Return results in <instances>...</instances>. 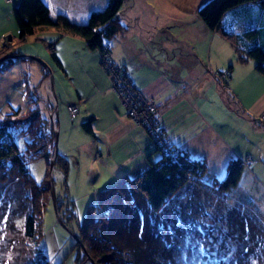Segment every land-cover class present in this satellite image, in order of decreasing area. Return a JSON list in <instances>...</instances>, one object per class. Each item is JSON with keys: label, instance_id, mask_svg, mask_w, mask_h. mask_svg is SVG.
I'll list each match as a JSON object with an SVG mask.
<instances>
[{"label": "rangeland", "instance_id": "rangeland-1", "mask_svg": "<svg viewBox=\"0 0 264 264\" xmlns=\"http://www.w3.org/2000/svg\"><path fill=\"white\" fill-rule=\"evenodd\" d=\"M16 1L0 0V61L9 58L14 53L24 55L16 57L14 64L0 73V109L9 91L13 87L22 86L28 103L26 108L29 106L39 107L43 114L52 121L49 110H52V107L54 110L56 107L50 79L52 74L54 88L57 90L55 93H57L59 101V118L63 120L66 117L70 122L71 115L67 108L70 103L65 101L63 96L67 93V97H69L70 91L72 98H76L75 85L77 83L75 80L79 77V71L75 59L78 57L73 53V46L82 47L80 41L82 39L75 37L76 35L71 32H64L62 28L53 26L40 27L34 33L21 38L11 13ZM45 1L50 6L51 17L56 18L59 13H66L73 22L77 23L86 22L90 11L101 10L108 2V0ZM205 1L207 0H124L118 13V17L124 24V29L110 41L104 43L108 45L110 42L112 50H118L120 55L124 52H131L132 61L139 62L138 66L136 62L132 63L133 67L129 64L131 70L138 71L148 68L155 71L154 66H157L168 72L173 71V69L167 68L169 64L174 63L177 71L181 66L185 76H181L178 78L179 81L174 82L180 83L181 86L176 88L175 94L167 98L168 103L183 96L192 84H198L199 81L204 82L209 75L218 81H214L218 85H211L207 88L206 93L198 99V107L202 116L205 117V123L207 121L209 123L201 124L200 132L205 135L213 134L220 143H223L222 154L216 156L211 154L206 158L207 170L202 176L203 180L215 183L218 179H222L226 174L227 162L231 157L241 156L243 160L248 157L249 162H244L245 169L241 178L227 190V199L223 200L219 195L208 192L204 188L197 190V188L187 185V189L183 194L181 193L182 196H178L176 201L168 202L167 208H164L160 213L165 222L167 220L174 223L177 220L178 225L173 232L176 233V236H182V250L179 249V251H184L185 257L188 256L190 259L189 255H198L202 245H206L207 253L202 254V261L205 260V257L210 260L211 256H216L214 260L209 261L210 263H206L216 264L219 260L226 262V257H238L235 252L238 249H244L246 243H249V247H253L254 243H261L259 223H264V123L262 121L258 123L257 118L260 120L264 113L257 116L254 110L251 112L246 110L250 104L242 100L241 94L244 95V99L250 93L252 96L259 95L264 89L262 79L264 77L256 70L254 59L238 63L239 60L232 42L225 38L219 30L213 31L206 25L198 13L199 7ZM241 10L240 8L225 15L223 26L236 35L238 45L243 47L244 43L241 37H244V30L249 27V24L244 20ZM51 40H54L55 50L59 54H63L65 61L63 69L70 75L73 73L75 77L71 84L70 82L62 83L63 81L60 80V66L51 55L49 46ZM190 47L198 56V59L193 56L190 61L191 67L194 69L184 67L185 63L180 59L176 60L174 56L175 51L180 53L181 50H184L186 52ZM116 64L123 68L122 72L128 78L124 79L123 84L118 82L121 79L118 81L110 79V88L118 94L126 112L128 113L127 101L129 99V96H126V86H132L139 90L141 95L154 99L156 108L154 113H150L156 115V119L159 117L158 115H161V119H163L162 105L157 103L153 95L136 85L126 66L119 62ZM229 64H233V69L226 80L230 86L225 81L224 74L220 72L221 70L228 72ZM141 65L146 67L139 68ZM89 69L90 74L86 73L81 78L86 83H91L89 76L93 75L92 64L89 65ZM44 72L49 74L46 79ZM247 81L254 85L253 88H247L245 85ZM55 82L57 83L55 84ZM221 88L231 98L228 99L225 96L226 101H224L223 95L219 93ZM218 97L222 98L224 107L219 104L216 99ZM235 102L239 107H234L236 106ZM47 105L51 107L49 110H47ZM4 115L0 114V119ZM130 118L137 122L133 117ZM162 126L164 135L173 143H171L170 149L167 148L164 151L174 152L175 150H172L174 141L171 136L166 134L163 123ZM193 126L195 125L193 124ZM65 129L66 127L62 130L61 139L58 129L60 134L58 151L60 153L64 150ZM72 135L74 143L66 153L69 160L67 176L56 163L51 169L45 158L35 159L29 163L31 172L38 181L44 180L46 174L49 173V178L52 177L54 182L56 204L50 190L45 197L41 225L42 235L39 241V246L48 255L50 264H94L90 256L86 257L84 247L81 241H78L80 223L86 215L89 205L97 203L98 191L115 183L118 179L114 176L113 171V176H111V171H105L103 166L96 165L94 160L99 161V155L91 156L82 145L75 148L76 141L79 143L83 139L80 129L73 131ZM19 141L24 146V139L21 138ZM214 143L218 144L217 141ZM211 150L212 147L209 151ZM15 187H17L16 184L12 183L9 190L6 188L5 192L0 188V205L5 199L11 198L8 194H13L11 190ZM97 214L99 215V211ZM194 215L196 216L194 217ZM242 217L245 218L243 223ZM20 219L21 217H14L9 211L7 214L1 212L0 264H26L36 258L37 250L34 241L23 234L24 226ZM189 222L193 224L189 226L191 231L195 230L196 233V237H192V241L194 240L192 248L186 245L190 236L184 234L185 230H190L187 225ZM13 223H17L19 226L16 224L13 226ZM246 230L247 233L244 234ZM211 246L218 248L219 254ZM188 248L193 253H188ZM224 253L228 254L224 255ZM196 258L199 260L198 256ZM177 263L186 264L183 259L179 258ZM250 263L264 264V253L258 257L253 255L250 258Z\"/></svg>", "mask_w": 264, "mask_h": 264}, {"label": "trees", "instance_id": "trees-1", "mask_svg": "<svg viewBox=\"0 0 264 264\" xmlns=\"http://www.w3.org/2000/svg\"><path fill=\"white\" fill-rule=\"evenodd\" d=\"M123 3L124 0H108L103 9L90 11L87 21L83 23L73 22L66 13H59L56 18L51 17L50 6L45 0H17L11 13L21 38L34 33L40 27L62 28L64 32L84 37L86 46L89 49H98L102 60L101 47L104 42L124 29V24L118 17ZM240 8L244 20L249 24L244 30V37H241L243 47L238 45L236 35L223 26L225 15ZM198 13L209 28L213 31L219 30L232 42L239 61L254 59L256 69L264 74V0H207L199 7ZM51 41L49 46L53 60L64 68L55 50L54 40ZM22 55L14 53L0 61V73ZM101 66L111 79L102 63ZM232 68L233 64H230L228 72L220 71L224 74L225 81ZM48 75L44 72L45 79ZM75 117L71 116L72 119ZM94 119L95 116L90 115L81 123L90 134H94ZM146 133L148 134L147 131ZM55 134L52 121L39 107L13 108L0 119V188L5 192L12 183L17 186L11 190L13 194H8L11 198L1 202L0 215L1 212L7 214L9 211L14 217H21L23 234L34 241L36 258L26 264H50L48 255L39 246L45 197L51 190L49 173L44 180L38 181L31 172L29 163L45 158L50 166ZM148 136L153 142L150 134ZM21 138L24 139V146L19 141ZM156 148L162 152L160 157L150 159L147 166L127 172L115 183L99 190L97 203L89 205L80 223L78 241L84 243L86 257L90 256L94 264H179L178 258L183 259L186 264H206L215 259L216 256H211L210 260L205 257L202 261V254L207 253L206 245L198 249V255H189L190 259L185 257L184 251H179L182 250V236H176L173 232L177 228V220L174 223L167 220L165 222L160 213L167 208L168 202L176 201L178 196H182L187 185L197 190L204 188L223 200L227 199V190L238 182L245 169L243 158L231 157L227 162L225 176L215 183H209L202 177L207 170L206 158L194 157L183 148L174 147V152L161 150L157 145ZM55 163L67 176V156L58 152ZM244 221L245 218L242 223ZM15 224L19 226L17 223L12 225ZM187 225L190 230H185L184 234L190 237L186 245L192 248V237L195 238L196 233L189 227L193 225L192 222ZM244 232L246 234L247 230ZM259 233L261 243H254L253 247L246 243L243 251L238 249L235 252L240 258L226 257V262L219 260L216 264H251L250 258L253 255L258 257L264 253V223H259ZM189 248L188 253H193ZM213 249L219 254L218 248Z\"/></svg>", "mask_w": 264, "mask_h": 264}, {"label": "crops", "instance_id": "crops-1", "mask_svg": "<svg viewBox=\"0 0 264 264\" xmlns=\"http://www.w3.org/2000/svg\"><path fill=\"white\" fill-rule=\"evenodd\" d=\"M75 35V37H80V39H82L80 40L82 47L73 46V53H75L78 57V59H75L77 60V70L79 71V77L75 80L77 83L75 85L76 98H72V95L70 94L71 92L69 91V97H67V93H65L63 99H65L68 103L77 104L79 106V112L74 119L71 118L70 122L66 117L63 120H60L59 112L58 115H56L59 133H61L60 139L62 137V130L66 127V134L63 139L64 150L62 153L66 155L67 151L70 150L71 145L74 143L72 137L73 131L75 132L80 129L83 133V139L79 143L76 141L75 148L82 145L84 150L86 149L91 156L99 155L100 160H94L97 163L96 165L103 166L105 171H111V176H113V171L114 176L119 178L126 171L133 172L138 168L147 166L150 159H157L162 155V152L156 148V145L151 141L145 129L128 116L126 109L122 106L120 97L113 91V89L110 88V78L100 64L101 54L99 50L89 49L86 46V42H84V37L77 34ZM125 43H127V41H125ZM109 44L111 45L110 42ZM113 51L114 50H112L114 59L126 66L136 85L153 95L157 103L162 105V123L164 125L165 132L172 137L174 144L178 148L186 149L192 156L201 158H208L211 154H213V156L222 154L223 143H220L219 139L213 134L208 133L205 135L203 132H200V125L209 123L208 121L205 123V117L202 116L201 110L198 107V99L206 93L207 88L211 85H218V83L214 82L217 80L212 75L207 76V79L204 82L199 81L198 84H192L183 96L178 97L177 100L171 101V103H168L167 98L175 94L176 88L178 89L181 86L180 83L174 82H177L176 80H178L181 76H185L181 66L177 71V67L174 63L169 64L167 68L173 69V71L171 70L168 72L157 66H154L155 71L148 68L146 70L139 69L138 71L134 69L131 70L129 69V64L133 67L132 63L136 62L132 61V53L124 52L120 55L118 50ZM58 55L62 62H65L63 60V54L58 53ZM174 56L176 60L180 59L185 63L183 65L184 67H188L190 69L193 68L190 64L192 57L195 56V58L198 59V56L192 47H190L186 52L184 50H181L180 53L175 51ZM75 59L73 60L75 61ZM238 63L241 62L239 61ZM90 64L93 65V75L89 76L91 83H86L85 81H82L81 78L86 73L90 74ZM136 64L138 66L139 62H136ZM141 67L146 66L141 65L139 68ZM62 69L63 68L60 67V80L63 81L62 83H73L72 79H75L73 73L70 75ZM179 72H182L183 74ZM258 73L264 77V74L259 71ZM262 79L264 82V78ZM56 83L57 82H55V84ZM188 84L190 83L188 82ZM245 85H247V88L249 89L254 86L248 81ZM228 86H230L229 83ZM85 88H87V90H84ZM22 89V86H17L13 87L9 91L7 96L4 98L0 114H6L13 108L25 109L28 106L26 93ZM52 89L54 95L56 94L57 96V93H55V91L57 92L56 88L52 87ZM219 93L223 95L224 101H226L225 96L228 99L231 98V96H228L222 88ZM241 98L244 102L247 101V104H250L246 107V110H249L250 112L254 110L257 116L264 113V89L257 96H252V93H250L244 99V95L241 94ZM216 99L219 104L223 106L221 100L222 98L220 99L218 97ZM235 103L236 106L234 107H239L237 102ZM50 108L51 107L47 105V110ZM90 115L95 116L93 123L94 134L88 133L81 124L82 121L87 119ZM257 122H260L259 118H257ZM193 124L197 126V128H195ZM207 132L209 131L207 130ZM215 141L218 142L217 145L214 143ZM211 147L212 150L209 151Z\"/></svg>", "mask_w": 264, "mask_h": 264}, {"label": "built area", "instance_id": "built-area-1", "mask_svg": "<svg viewBox=\"0 0 264 264\" xmlns=\"http://www.w3.org/2000/svg\"><path fill=\"white\" fill-rule=\"evenodd\" d=\"M11 1V0H6ZM102 51V60L101 63L103 67L109 72L111 75L112 80L118 81L120 84H123L124 79H127L128 76L124 75L123 68H121L117 62L113 58V54L111 51V48L108 45L103 44L101 47ZM107 64V65H106ZM110 68V69H109ZM127 94L129 96V99L127 101L128 106V115L130 117H133V119L139 124H142V126H145V130L150 134L153 142L161 149H170L171 147V140L164 135L162 131V119L161 115H158L159 117L156 119V115L150 113L153 112L156 108L155 101L153 98L145 97L144 95H141V92L137 90L136 88L132 86H126ZM142 106V107H140ZM68 110L72 117H75L79 112V106L75 103H70L68 105ZM139 108V109H138ZM49 113L52 117V125L54 130L56 131L58 129V125L56 122V114L55 110H49ZM260 121L264 123V114L261 115ZM173 144V143H172ZM174 150V146H172ZM167 151V150H166ZM171 152V151H168ZM244 162L248 163L249 158H245Z\"/></svg>", "mask_w": 264, "mask_h": 264}, {"label": "water", "instance_id": "water-1", "mask_svg": "<svg viewBox=\"0 0 264 264\" xmlns=\"http://www.w3.org/2000/svg\"><path fill=\"white\" fill-rule=\"evenodd\" d=\"M45 64L47 65V63H45ZM50 79H51V85L54 88V84H53L54 83V79H53V75L52 74L50 75ZM54 96H55V105H56V107H55V114L58 115V112H59V101H58V98H57L56 94ZM55 133H56L55 134L56 136H55V145H54V149H53V156H52V158L50 160V168L51 169L55 165L56 156H57V154L59 152L58 151V137H59V133H58L57 130L55 131ZM49 182H50L51 192H52V195H53L55 204H56V200H55V188H54V182H53L52 177L49 178ZM55 206L57 208V205H55ZM78 239H79V237H78ZM81 244L84 247V250L86 251L85 245H84V243L82 241H81Z\"/></svg>", "mask_w": 264, "mask_h": 264}, {"label": "clouds", "instance_id": "clouds-1", "mask_svg": "<svg viewBox=\"0 0 264 264\" xmlns=\"http://www.w3.org/2000/svg\"><path fill=\"white\" fill-rule=\"evenodd\" d=\"M24 56V55H23ZM53 156V155H52Z\"/></svg>", "mask_w": 264, "mask_h": 264}]
</instances>
